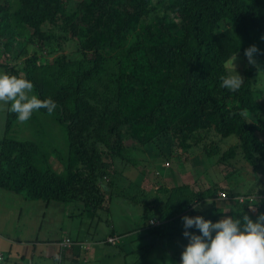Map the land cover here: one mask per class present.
I'll list each match as a JSON object with an SVG mask.
<instances>
[{
	"label": "trees",
	"instance_id": "obj_1",
	"mask_svg": "<svg viewBox=\"0 0 264 264\" xmlns=\"http://www.w3.org/2000/svg\"><path fill=\"white\" fill-rule=\"evenodd\" d=\"M20 38L26 40L14 56ZM262 38L264 0H0V55L8 57L0 72L30 80L38 98L53 100L52 112L39 111L66 131L58 149L43 139H17L9 133L17 118L9 108L0 189L28 201L82 202L88 225L119 238L110 257L124 264H179L183 250L173 242L187 241L183 216L215 222L242 212L255 221L252 208L264 213L263 186L246 191L254 200L242 205L232 195L227 203L218 200L216 188L188 186L169 196L159 187L158 196L135 201L120 190L117 176L147 159L157 139L171 136V142L178 138L176 156L199 151L211 160L209 168L228 176L239 168L226 166L241 158L254 183L264 181L263 107L255 100L264 88L260 78H250L249 66L242 73L239 58ZM73 41L76 49L68 46ZM233 53L244 81L237 91L221 86ZM146 69L154 72L152 84ZM172 155L169 148L152 157L167 162ZM124 202L130 208L122 219L106 218Z\"/></svg>",
	"mask_w": 264,
	"mask_h": 264
},
{
	"label": "clouds",
	"instance_id": "obj_2",
	"mask_svg": "<svg viewBox=\"0 0 264 264\" xmlns=\"http://www.w3.org/2000/svg\"><path fill=\"white\" fill-rule=\"evenodd\" d=\"M254 43L255 45H249L248 48L242 49L239 57L241 61L240 67L243 65V74H245L247 66H249V69H253V74L250 78L254 82L258 81L260 78L262 80L261 87L264 88V69L262 70L260 66L261 63H264V41H254ZM235 59L236 54L233 53L228 60L231 71L228 75L224 76L221 81V86L230 91L239 90L244 83L243 78L235 70L233 63ZM33 87V83L26 78L9 75L7 72H0V103L8 104L9 107L5 110L7 111L10 108V111L16 114L17 118L13 120L14 123H20L38 118L39 116L48 115L39 110L43 108L48 112H52L56 107L55 102L50 98L42 100L38 98L37 95L31 94ZM263 93L264 91L256 97L255 100L263 107V110L260 112V118L262 120L261 125H263L264 128ZM6 114L8 115V111ZM51 123L52 122H49L48 124L51 126ZM35 124L41 128L44 133L47 132L43 123L37 121ZM263 128L262 130L264 131ZM5 129L4 125L3 133ZM59 131L61 134L66 132L62 127ZM35 136L37 138L45 137L39 134H35ZM15 138L21 140L27 139L18 138L16 136ZM58 148L59 147L56 149ZM50 161L51 164H54L55 168H57L58 172L63 173L64 168L55 157H51ZM57 162L60 168L56 166ZM165 164L168 165V161H165ZM156 168V175H158V173L161 176H165L167 173L170 174V169H165L160 163L157 164ZM235 175H233V177H235ZM206 179H208V177ZM224 180L228 182V186L225 191L217 189L216 197L218 200L227 203L229 195H232V200L240 205L244 204L247 200L252 203L254 199L247 194L246 191L249 190H246L244 186L246 185L245 183L243 186H236L238 181L235 180L232 182L229 176L225 177ZM184 186H188L195 191L205 190L199 188L193 189L189 185ZM184 186L173 187L171 189L167 187L163 188L167 189L166 193L169 196L170 192L174 191L172 189H179ZM78 203L80 205H78ZM70 206H72L76 212V214H74V219L78 218L79 225L82 229V236L80 238L75 237L74 239L65 236L66 238L63 237L64 239L61 241L60 246L63 250H71L75 245H79L83 249H88L86 243L88 236L101 237V230L104 226H101V230L98 232L95 231V228H92L91 225H88L90 217L84 214V205L82 202L76 201L70 204ZM198 207V204L195 205L193 210H197ZM80 214H83V216H80ZM109 217H114V213H112L111 216L109 215ZM181 219L184 228L182 236L187 240V243L184 245L183 251L180 254L179 264H264V213L259 214L255 221L247 214H242V212L237 216H222V218L215 222L205 219L200 215L183 216ZM189 229L193 231H189ZM117 238V236H105L104 241L106 246L117 245L116 248L118 249L119 240ZM168 241L171 243V238ZM0 254L3 257L1 264H4V256L2 253ZM56 259L59 260V257H56Z\"/></svg>",
	"mask_w": 264,
	"mask_h": 264
},
{
	"label": "rangeland",
	"instance_id": "obj_3",
	"mask_svg": "<svg viewBox=\"0 0 264 264\" xmlns=\"http://www.w3.org/2000/svg\"><path fill=\"white\" fill-rule=\"evenodd\" d=\"M76 6H77V3L74 2L73 7H76ZM27 33L31 35L32 30L29 29ZM25 40L26 38H20L18 41L15 42V46L13 48V52L15 53L12 55L15 56L21 50V46L23 45V42ZM74 43L75 41L70 42V43L68 42V46L70 47L72 46L73 48H75L74 47L75 45H73ZM7 60H8V57L6 55L4 54L0 55L1 63H5ZM149 71L150 70L146 69L143 71V73L149 75L150 78L152 79L154 77V72H149ZM153 82L154 80L152 79L151 84ZM31 94H35V93L32 91ZM262 101L264 102V93H263ZM7 107H8V104L0 103V138L3 136L4 125L6 128L7 111L5 109ZM37 121L44 124L45 128L47 129L46 135L42 131V129L39 128L35 124ZM49 122H52L51 126L48 124ZM60 128L61 126L59 124H57L48 115H45V116H39L37 119H31V120H27V121L20 122V123H14L13 121L11 123L9 133L13 134L14 136L18 138H27V139H32V140L43 139L47 143L51 141V143L54 145L52 147L57 148L58 146H55V145H58L59 141L62 142V139H63L62 134L59 131ZM48 133L50 135H48ZM35 134H39L40 136H45V137L37 138ZM171 140H172L171 136H163L160 139H157L149 147L150 149L149 155L146 150L145 154H146L147 159L140 160L141 163L136 166L128 165L120 173V175L117 176V182H119L118 187L120 188L121 191L124 192V194L127 195L128 198L134 197L135 201H141L143 196H146V197H151L152 195L153 197L155 195L158 196L159 191L157 189L159 187H162V188L167 187L171 189L173 187H181L184 185H189L193 189H198V188L207 189L210 186H211L210 188H216L222 191H225L227 189L228 182L224 180V178L228 177V175H225L224 172L220 168L219 169H216L214 167L209 168L208 166L212 167L210 159H205L204 156L200 154V152L197 150H196L197 152L193 154H190V152H188V153H182L180 155L177 154L178 156H176L178 138H174L175 141L173 142H171ZM124 143L129 147L133 145L130 138H124ZM169 148H171V153L173 155H172V158L167 159V161H169L168 165L165 164L166 160L164 161L161 158L152 157V155L158 153L159 151L160 152L168 151ZM197 156H199L198 161L193 163V159ZM205 160H207V163L205 162ZM117 163L118 162H116L115 165ZM158 163H160V165L163 166L165 169H170L169 170L170 174L167 173L165 176H161L158 173V175H156L155 174L157 172L156 166ZM242 163L244 162L241 158H236L235 160L231 162V164L227 166L225 165L226 167L232 168V169L239 168V171L236 172L238 173V176L236 174L235 177H233V174H235V172L230 171L229 173L230 180L232 182L237 180L238 182L236 183L237 184L236 186H243L245 183L246 185L244 186L246 190H250L252 193L258 191L260 189V186H263L264 188V181L258 180L255 184L253 181L250 167H245ZM200 165H205V167H201ZM56 166L60 168V165L58 162L56 163ZM177 167H181V168L183 167V168L180 169ZM241 167H243L244 170H240ZM206 177H208V179H206ZM138 181L139 183L137 184ZM165 194L167 195V193ZM78 205L80 204L78 203ZM129 208L130 206L127 205L125 202H124V206L115 204L111 207L112 212L114 213V217H109L107 215L106 218H108L110 221H112L113 219L114 220L122 219L121 217L122 212ZM67 209L75 211L72 206H67ZM252 211L256 217L259 214L263 213V211L260 212L255 208H252ZM14 212H15V208L13 206H10L9 210L6 209L7 216L11 217ZM64 214H68V213L64 212ZM35 215L36 213L34 212L33 221L35 220ZM156 223L157 221L150 220L151 225H155ZM28 224L30 223L28 222ZM115 224L118 225L119 223L116 222ZM101 231L103 232L100 234V236H103L104 234H107L108 232L107 228L105 229L102 228ZM177 243L180 249L183 250L184 245L187 243V241L183 242L181 240H178V241L173 242V244H177ZM116 246L117 245H107L106 251L110 253H115V250H117ZM127 261L130 262V256H128ZM58 262L59 261H57V264ZM63 264H65L64 261H63ZM98 264H124V260L119 257H110V258L102 257L101 261L98 262Z\"/></svg>",
	"mask_w": 264,
	"mask_h": 264
},
{
	"label": "crops",
	"instance_id": "obj_4",
	"mask_svg": "<svg viewBox=\"0 0 264 264\" xmlns=\"http://www.w3.org/2000/svg\"><path fill=\"white\" fill-rule=\"evenodd\" d=\"M10 206L15 208L11 217L6 215ZM67 206L70 204L28 201L12 191L0 189V253L4 264H57V261L58 264L63 261L65 264H98L102 257L113 255L106 251L105 234L88 236V249L79 245L71 250L61 248L64 238L82 236L78 218L74 219L76 212Z\"/></svg>",
	"mask_w": 264,
	"mask_h": 264
},
{
	"label": "built area",
	"instance_id": "obj_5",
	"mask_svg": "<svg viewBox=\"0 0 264 264\" xmlns=\"http://www.w3.org/2000/svg\"><path fill=\"white\" fill-rule=\"evenodd\" d=\"M2 261H3V257H2V255L0 254V264L2 263Z\"/></svg>",
	"mask_w": 264,
	"mask_h": 264
}]
</instances>
